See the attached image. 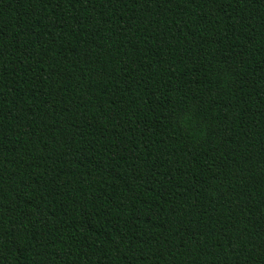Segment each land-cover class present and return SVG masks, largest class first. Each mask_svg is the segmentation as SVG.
<instances>
[{
  "label": "trees",
  "instance_id": "obj_1",
  "mask_svg": "<svg viewBox=\"0 0 264 264\" xmlns=\"http://www.w3.org/2000/svg\"><path fill=\"white\" fill-rule=\"evenodd\" d=\"M0 264H264V0H0Z\"/></svg>",
  "mask_w": 264,
  "mask_h": 264
}]
</instances>
